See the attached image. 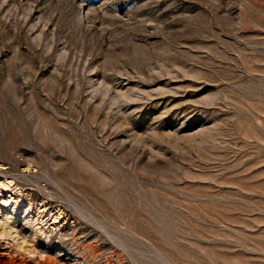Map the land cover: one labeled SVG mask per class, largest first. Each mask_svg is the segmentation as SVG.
Listing matches in <instances>:
<instances>
[{
    "label": "rangeland",
    "instance_id": "rangeland-1",
    "mask_svg": "<svg viewBox=\"0 0 264 264\" xmlns=\"http://www.w3.org/2000/svg\"><path fill=\"white\" fill-rule=\"evenodd\" d=\"M0 264H264V0H0Z\"/></svg>",
    "mask_w": 264,
    "mask_h": 264
}]
</instances>
